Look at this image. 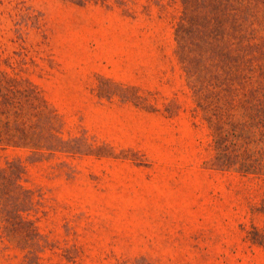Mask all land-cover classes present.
Here are the masks:
<instances>
[{"label": "rangeland", "instance_id": "rangeland-1", "mask_svg": "<svg viewBox=\"0 0 264 264\" xmlns=\"http://www.w3.org/2000/svg\"><path fill=\"white\" fill-rule=\"evenodd\" d=\"M237 33L264 0H0V264H264V180L216 163Z\"/></svg>", "mask_w": 264, "mask_h": 264}, {"label": "trees", "instance_id": "trees-1", "mask_svg": "<svg viewBox=\"0 0 264 264\" xmlns=\"http://www.w3.org/2000/svg\"><path fill=\"white\" fill-rule=\"evenodd\" d=\"M240 39L237 33L236 43L229 42L237 64L211 85L216 163L264 180V46Z\"/></svg>", "mask_w": 264, "mask_h": 264}]
</instances>
